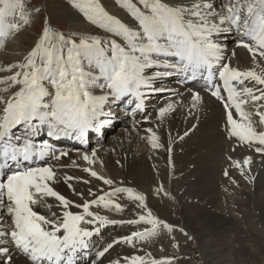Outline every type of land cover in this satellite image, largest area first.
I'll return each instance as SVG.
<instances>
[{
    "label": "snow or ice",
    "instance_id": "snow-or-ice-1",
    "mask_svg": "<svg viewBox=\"0 0 264 264\" xmlns=\"http://www.w3.org/2000/svg\"><path fill=\"white\" fill-rule=\"evenodd\" d=\"M118 3L135 21L134 27L106 11L99 0H73L85 19L107 36L78 32L66 35L53 30L46 21L40 38L23 61L0 67V72L9 73L0 77V93H10L0 95V264H13V250L23 255L27 264H78V257L89 248L90 238L109 224L143 222L151 227L117 237L97 253L98 257L115 244L146 240L161 227L172 230L171 225L148 209L146 196L132 188L116 187L99 196L89 189L95 198L74 204L49 185L55 179L51 166H30L50 153L55 155L53 145L46 141L37 144L35 137L43 134L54 140H84L90 130L98 132L112 123L111 106L125 98H133L129 101L135 105L133 114L143 110L144 89L164 90L155 88V81L173 74L181 77V83L203 79L211 95L223 103L227 138L249 147L255 145V151L264 154V130H258L253 123L255 115L258 123L264 125V104L254 113L245 110L249 101H264V0H227L220 10L214 0ZM17 15L25 25L28 23L30 14L23 0H0V41L21 30L20 23L9 19ZM232 33L238 37L237 46L251 54L254 67L241 70L225 62L226 46L220 37L226 39V34ZM246 81L262 87L254 90L244 86ZM95 89H99V94ZM201 100L198 92L192 93L193 108ZM173 107L172 103L161 107L159 118L163 119ZM20 128L24 129L22 137L15 135ZM146 132L153 149L163 147L156 132L151 128ZM188 134L185 131L179 138L183 140ZM167 151H172L171 139ZM65 155L66 152L59 154ZM83 159L93 163L88 154ZM250 162L251 157H246L243 165ZM233 164L243 174L241 162ZM84 171L104 185L114 183L90 168ZM224 175H228L227 170ZM156 192H164L163 186ZM121 193L138 202L146 214L117 221L92 211L93 205L122 211V205L113 199ZM44 197H55L60 202L61 217L49 219L34 210ZM73 206L80 211H71ZM125 262L146 264L143 256L126 257ZM149 264L165 262L150 259Z\"/></svg>",
    "mask_w": 264,
    "mask_h": 264
},
{
    "label": "bare ground",
    "instance_id": "bare-ground-1",
    "mask_svg": "<svg viewBox=\"0 0 264 264\" xmlns=\"http://www.w3.org/2000/svg\"><path fill=\"white\" fill-rule=\"evenodd\" d=\"M99 2L110 14L135 26V21L119 3L116 5L121 11L115 12L107 9L102 0ZM214 2L216 5L221 0ZM36 9L39 7H31L28 10L29 20L39 15L40 11L37 12ZM16 18L17 21L9 17L11 22L21 24V30L13 33L6 41H0V67L22 62L27 56L25 51L30 40L29 29L19 20L18 15ZM64 21L72 23L70 16H65ZM70 28L84 31L81 33L86 34L96 32L94 35L102 37L108 35L103 30H93V27L78 19L73 20ZM231 40L232 37L227 36L228 46ZM234 50L238 51L244 65L254 67L252 58H247L237 44ZM261 64L264 65V61H261ZM6 75L9 73L0 72V77ZM167 84L170 92L166 98L159 96L153 102H148L147 109L151 113L148 122L130 123L128 127L121 129L113 140L101 141L97 147H87V154L93 160L92 164L83 159V151L79 157L74 151L69 157H62L58 164H50L55 172V179L49 183L54 190H58L74 204L82 203L83 198L94 199L89 189L99 196L110 192L112 188L126 186L144 194L148 209L158 219L171 225L172 230L161 227L158 230L160 234L151 240L152 243L143 241L145 244H140L138 250H134L132 246H124L123 255H128L127 258H131L133 253H140V256L145 257L146 264H149L150 259L163 262L165 259H171L170 264H191L181 250L189 239L171 237L177 233H187L196 241L208 264H264V259L260 261L264 252V235L258 233L259 226L264 232V155L254 154L244 145L237 146L234 152L230 150L233 142L227 138L224 131V109L206 90L199 89L202 100L193 108L191 96L194 88L178 89L172 94L171 87L176 90L177 86L174 82ZM144 90L152 94L151 89ZM94 91L99 94V89ZM168 103L173 104V110L163 119L159 118L158 110ZM133 116L134 114L130 118ZM144 117L147 116L142 115V118ZM140 118L141 116L138 117ZM197 122L198 126L193 132L181 140L179 136L192 129ZM148 128L156 132L163 147L152 148L148 140L150 134L146 132ZM170 139L172 151L169 154L167 148ZM93 152L95 156L92 155ZM228 152L241 162L243 174L241 168L229 165L226 161L225 155ZM246 157H251L249 165H243ZM224 167H229L227 178L224 175ZM85 168L95 169L100 174L103 173L105 178L109 176L114 182L113 185H104L102 181L88 175L84 171ZM69 176L73 179L66 181L65 178ZM161 185L164 192L157 193L156 189ZM113 198L122 205V211L105 208L110 220H133L138 219L141 214H146L144 209L137 206L138 202L130 200L126 193ZM42 201L55 210L57 207V214L53 216L62 215V205L55 197H46ZM70 210L76 212L77 208L73 206ZM41 211L51 214L42 205ZM165 211L170 215H166ZM150 227L141 222L134 225L109 224L101 229L106 231L104 244L108 245L117 237L128 236L132 232ZM254 244L255 248H251ZM116 247L120 248L115 251L118 255L123 247ZM152 248H155L154 254L148 253V249L152 251ZM11 254L13 264H27L26 258L17 257L15 250ZM111 259L106 254L102 257L90 255L86 261L79 264H115V260L110 262ZM121 259L124 260L119 261V264H126L125 258Z\"/></svg>",
    "mask_w": 264,
    "mask_h": 264
},
{
    "label": "rangeland",
    "instance_id": "rangeland-1",
    "mask_svg": "<svg viewBox=\"0 0 264 264\" xmlns=\"http://www.w3.org/2000/svg\"><path fill=\"white\" fill-rule=\"evenodd\" d=\"M102 1L106 4L107 9H110V10L115 11V12L121 11V10H119L120 7H118L116 5L118 3L117 0L115 3H113L112 0H102ZM23 3L25 5L26 12H28V10L31 7H39V9H40L39 15L35 18L32 17V20L30 19L29 20L30 22L28 21V23L25 25V27L29 29L28 34L30 36V40L26 46V51H25V52H27L26 54H28L31 51V49L34 47L35 43L40 38V35L42 33V30L45 26L46 21H47V24L51 25V28H53L55 31L63 32L66 35L70 32H78V33L84 32V31H76V30H73L72 28H70L71 24L73 23V20H77V19L81 20L83 23L87 24L88 26L93 27V30H95L94 29L95 25H92L89 22H86L84 19H82L79 16V15H82V13L74 10L73 0H23ZM59 16H60V19H59ZM65 16H70V19H72V23L68 24L66 21H64ZM97 32H98V30H97ZM82 34H86V33H82ZM165 214L170 215V213H168L166 211H165ZM172 216H173V214H172ZM180 223H182V220H180ZM262 231H263L262 227L259 226L258 233L261 235H264V232H262ZM174 235L171 236V237H173L172 239L178 238V237H180L181 239H189V240H186L185 245H184V247H182L181 250H182V253H185L184 254L185 258L187 260L189 259L190 261L189 260L188 261L191 264H208L207 259L205 258V256L203 255V253L199 249L196 241L192 237H189L187 233L186 234L177 233ZM155 238H156V235H153V236L149 237L148 239L144 240V242L145 243L146 242L152 243L151 240H154ZM255 244L253 246H251V248H255ZM250 245H252V244L250 243ZM148 250H150V249H148ZM151 250L152 251H150V253L154 254L155 248H152ZM148 253H149V251H148ZM155 253H156V251H155ZM263 256H264V252H262V255L260 257L262 259L259 258L260 261H263V259H264ZM154 258H156V257H154ZM167 260H168L167 263H169V264L172 261L171 259H167Z\"/></svg>",
    "mask_w": 264,
    "mask_h": 264
}]
</instances>
